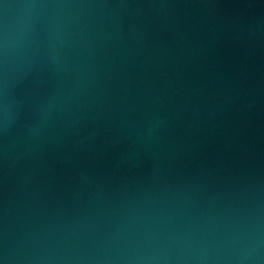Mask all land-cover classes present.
<instances>
[{
	"label": "water",
	"instance_id": "obj_1",
	"mask_svg": "<svg viewBox=\"0 0 264 264\" xmlns=\"http://www.w3.org/2000/svg\"><path fill=\"white\" fill-rule=\"evenodd\" d=\"M0 264H264V0H0Z\"/></svg>",
	"mask_w": 264,
	"mask_h": 264
}]
</instances>
